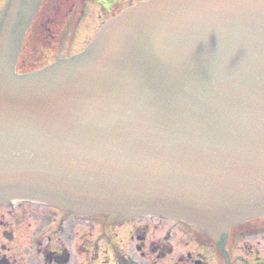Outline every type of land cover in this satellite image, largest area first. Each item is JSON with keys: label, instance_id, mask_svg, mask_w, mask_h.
<instances>
[{"label": "water", "instance_id": "95a60500", "mask_svg": "<svg viewBox=\"0 0 264 264\" xmlns=\"http://www.w3.org/2000/svg\"><path fill=\"white\" fill-rule=\"evenodd\" d=\"M32 1L0 24V199L163 213L217 239L264 213V0L141 2L18 75Z\"/></svg>", "mask_w": 264, "mask_h": 264}, {"label": "flooded vegetation", "instance_id": "af4514ba", "mask_svg": "<svg viewBox=\"0 0 264 264\" xmlns=\"http://www.w3.org/2000/svg\"><path fill=\"white\" fill-rule=\"evenodd\" d=\"M140 1L144 0H43L18 72L58 58L61 54L53 53L54 36L61 34V28L65 33L66 24L68 36H78L86 27L82 22L89 23L86 47L104 22ZM7 2L0 0V17ZM31 36L40 40L32 43ZM36 49L43 54L34 61L31 55ZM48 52L49 58L44 56ZM47 206L56 220L46 223L38 208ZM157 217L126 221L116 214L82 216L35 202L0 201V264H264V215L235 225L219 239L179 220L163 230L161 222L152 221Z\"/></svg>", "mask_w": 264, "mask_h": 264}, {"label": "rangeland", "instance_id": "374dc122", "mask_svg": "<svg viewBox=\"0 0 264 264\" xmlns=\"http://www.w3.org/2000/svg\"><path fill=\"white\" fill-rule=\"evenodd\" d=\"M38 6L39 5H37V7ZM45 11H47V8L46 7L43 10V12H45ZM83 25L86 26V27H83L82 28V31H81V33L78 34V36L77 35L68 36V29L69 28H68L67 24L64 27V30L66 29V32L65 33L63 32V28H61V34H59V35L57 34V35L54 36V37H56V39H55L56 43H55V48L54 49L57 50L56 52H53L54 53V56L56 54H58L59 52L61 54L64 53L65 50L66 51L68 50L71 53L77 52V51L81 50L85 46V44L87 43V41L91 37L89 38V34H88V32H86V30L88 29L87 26L89 25V23H87V21H84ZM39 26H41V23H39ZM39 26H37V27H39ZM34 29H36V27ZM31 37H32V40H30V41L32 43H36L37 42L36 39H39V38H35L33 36H31ZM25 40L26 39L24 37L23 44H24ZM31 51H33V48L31 49ZM34 52H36V53H33V56H32V59L33 60H36L37 59V57H38L37 55H42L43 54L42 51H40V49H36V50H34ZM51 54H52L51 52H48V54L47 55H44V56L45 57L47 56L49 58V57H51ZM33 63H34V61H33ZM31 67H28V68H31ZM32 205H34V204H32ZM31 207H32V209L34 208V206H31ZM38 213H39L40 218H41V220L43 222H46L47 223V222H52V221H55L56 220L55 217H54V215H53V213H52V211L48 208V206L47 207H41L40 209L38 208ZM166 216L167 215H165V216L162 215L160 217H157V218L153 219L152 221H154V224H157L158 222H161V224L163 226L162 229L163 230H166L167 227H168L167 224L170 225V224H172V222H174L173 219H171L168 216L166 217ZM41 220L38 219L39 222H41ZM154 224H152V227L153 228H154ZM157 232H158V230H157Z\"/></svg>", "mask_w": 264, "mask_h": 264}]
</instances>
